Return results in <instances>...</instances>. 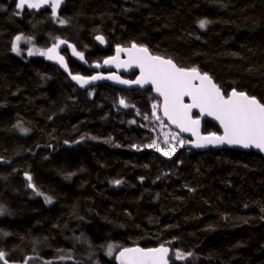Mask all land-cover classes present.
Segmentation results:
<instances>
[{"label": "trees", "instance_id": "trees-1", "mask_svg": "<svg viewBox=\"0 0 264 264\" xmlns=\"http://www.w3.org/2000/svg\"><path fill=\"white\" fill-rule=\"evenodd\" d=\"M16 5L0 0V251L8 264H115L124 248L162 245L171 264H264V157L185 149L186 138L152 117L160 102L151 90H82L69 75L91 77L117 47L136 43L207 73L226 96L235 89L264 103V0H63L56 16ZM201 20L209 21L203 29ZM17 35L44 50L65 40L85 59L67 45L59 53L68 71L21 59L12 52ZM167 130L178 136L170 158L147 146ZM202 133L220 131L206 121Z\"/></svg>", "mask_w": 264, "mask_h": 264}, {"label": "snow or ice", "instance_id": "snow-or-ice-1", "mask_svg": "<svg viewBox=\"0 0 264 264\" xmlns=\"http://www.w3.org/2000/svg\"><path fill=\"white\" fill-rule=\"evenodd\" d=\"M62 0H19L16 7L18 9L27 8L38 9L43 5H50L53 16H56L57 9L60 7ZM60 24H65L66 21L59 20ZM209 21L201 20L200 28H205ZM24 39L21 35H17L12 44V50L20 54V42ZM101 44L105 43V38L101 35L95 37ZM30 42V40L28 41ZM62 45H67L73 56L84 60V53L65 40H57L52 47L42 50L39 48L29 49L28 55L45 56L49 60H55L65 71H68V64L65 57L58 51ZM127 53L129 59L124 61V66L135 65L140 68L141 75L134 81L121 80L118 76L102 77L91 76L85 77L79 74L69 72L71 78L76 81L80 87H85L92 81L98 79H115L119 83L128 84L136 83L141 86L151 83L159 96L163 97V116L169 123L175 125L181 132H190L196 137L194 147L202 148L209 145H235L243 148L254 147L264 152V103L258 101L255 97H250L242 91L233 89L227 96L221 91L207 73H201L196 67L184 68L179 67L170 58H165L159 55L150 53L147 47L132 43L129 48H116V56L104 61V64H111L114 61L118 62L120 53ZM100 67L99 64L95 65ZM188 97L191 103L186 104L184 98ZM123 107L129 105L125 100L119 101ZM157 105H153L152 117L157 121H161V117L157 114ZM192 109H199L200 114L208 115L219 121L223 128V135L211 133L209 135H201L199 131L200 120L193 119ZM147 119V117H145ZM162 123V121H161ZM173 139L177 137L173 134ZM164 143L167 148H161L154 140L148 147L155 148L162 155L171 157L176 152V147L169 144L166 137ZM181 146L184 145V140H179ZM29 181L28 187L32 188L37 195H43L38 191L36 185L32 182L30 175L26 176ZM119 184L120 181H116ZM47 203H52V199L45 196ZM3 208L0 206V214ZM113 246H108V252L111 254ZM169 248L163 245L157 248H124L119 252L116 259L119 264H169L168 260ZM182 254H177V259L181 258ZM0 261L8 264L5 259V253L0 251ZM27 264V262H25Z\"/></svg>", "mask_w": 264, "mask_h": 264}, {"label": "water", "instance_id": "water-1", "mask_svg": "<svg viewBox=\"0 0 264 264\" xmlns=\"http://www.w3.org/2000/svg\"><path fill=\"white\" fill-rule=\"evenodd\" d=\"M95 42L98 46H100L103 49L107 48L106 43L101 44L99 41H97L95 39ZM129 48V47H128ZM116 56V49L114 50V54L111 57ZM109 57V58H111ZM108 58V59H109ZM129 59L127 53H120V57H119V66H118V62H113L111 64H104V61L102 62V64L100 65V67H95V70L97 71V74L93 75V76H102V77H112V76H118L121 80H127L130 82H134L136 81L140 75V68L135 66V65H131V66H124L123 62L127 61ZM107 60V59H106ZM131 76H134L133 79H130ZM72 83L74 85H76L79 89H87L88 87L91 86H96L99 84H107L110 85L114 88L120 89V90H128V91H133V90H141V91H145V90H151L153 96L155 98H157L160 102V107H159V112H160V116L161 118L165 121V123L174 131H176L179 135H181L182 137L186 138L188 141L187 143L184 145L185 149H189L195 152H206L208 150H214V151H219V150H235V151H242V152H253L255 154L261 155L262 157H264V152L260 151L259 149H256L254 147L251 148H243L240 146H235V145H218V146H212L209 145L207 147H202V148H196L194 147V142L196 140V137L193 136L190 132H181L179 130V128H177L175 125L171 124L168 122V120L163 116V97L159 96V94L155 91L154 86L151 83L148 84H144L143 86L136 84V83H128V84H122L119 83L117 80L115 79H98L95 81H92L90 84L86 85L85 87H80V85L74 81L73 79H71ZM214 82V81H213ZM215 83V82H214ZM231 93V92H230ZM229 93V94H230ZM184 102L186 104L191 103L190 98L185 97L184 98ZM192 117L193 119H199L200 120V126H199V131L201 135H204L202 133V124L203 122H210L214 125H216L219 128L220 131V135H223V128L220 126L219 121L215 120L213 117L208 116V115H201L199 112V109H192ZM194 115H196L197 117L195 118ZM206 136V135H204ZM131 248H135V247H131ZM120 252V251H119ZM119 252L116 253L115 257H114V263L115 264H119V261L116 259V257L119 255ZM170 259V250H169V255H168V260ZM169 264L170 260H169Z\"/></svg>", "mask_w": 264, "mask_h": 264}, {"label": "rangeland", "instance_id": "rangeland-1", "mask_svg": "<svg viewBox=\"0 0 264 264\" xmlns=\"http://www.w3.org/2000/svg\"><path fill=\"white\" fill-rule=\"evenodd\" d=\"M19 2V0H17V3ZM62 3H63V0H62ZM62 3L60 4V7H61V5H62ZM43 7H49L51 10H52V8L50 7V5H43V6H41L40 8H38V9H41V8H43ZM59 7V8H60ZM24 8H27V6H25ZM59 8L57 9V12H58V10H59ZM31 10H38V9H32V8H30ZM17 10L19 11V12H21L23 9H18L17 8ZM14 40H15V38H14ZM30 39H26V38H24V39H22L21 40V42H20V48H21V52H20V54H17L16 52H14L13 50H12V52H13V54L14 55H16L17 57H19V58H21V59H25V58H41V59H45V60H49V59H47L45 56H40V55H33V56H29L27 53H28V50L29 49H35V48H37L34 44H33V42H32V40H30V42H28ZM14 42V41H13ZM62 46H64V45H62ZM61 46V47H62ZM60 47V48H61ZM42 50H44V49H42ZM58 51H59V49H58ZM49 61H54L55 62V60H49ZM194 117L196 118L197 116L196 115H194ZM173 132H171V131H165V132H163V140H161V143L159 144V145H164L165 146V148H167L168 147V145H166L165 143H164V141H165V139H166V137H167V139H168V141H169V144H171V145H174L176 148H177V145H178V143H177V139H178V136L177 135H175L176 137H177V139H173L172 138V136H173ZM220 135V134H219ZM161 147V146H160ZM162 148V147H161ZM38 264H40V263H38Z\"/></svg>", "mask_w": 264, "mask_h": 264}]
</instances>
